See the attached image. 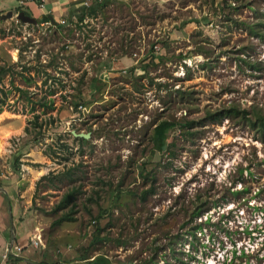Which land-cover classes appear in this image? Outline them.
<instances>
[{"label": "rangeland", "instance_id": "obj_1", "mask_svg": "<svg viewBox=\"0 0 264 264\" xmlns=\"http://www.w3.org/2000/svg\"><path fill=\"white\" fill-rule=\"evenodd\" d=\"M103 5L0 20V174L28 209L25 247L40 230L36 263L264 264V132L248 121L264 115V0ZM230 107L251 118L207 117ZM165 120L179 125L159 152Z\"/></svg>", "mask_w": 264, "mask_h": 264}, {"label": "crops", "instance_id": "obj_2", "mask_svg": "<svg viewBox=\"0 0 264 264\" xmlns=\"http://www.w3.org/2000/svg\"><path fill=\"white\" fill-rule=\"evenodd\" d=\"M89 1L91 5L93 0ZM40 4L41 0H0L1 16L12 12V10L18 9L19 11L16 17L20 12H24L32 18L35 17L38 22H40L43 17H47V21L53 24L56 21H60L61 18L71 16L73 10L84 6L82 0H45L44 7H41ZM5 178L3 179L1 176L0 180V264L5 263L8 253L29 264H41L36 262L41 260L40 258L44 248L29 246L30 239L34 237L36 233L29 238L28 246L25 247V240L27 237H21V234H23L22 232H24L23 229L19 231V224L21 223L20 218L22 214L26 215L28 213V209L22 213L16 194L12 189L11 183L8 182L10 179L5 181ZM24 235L27 234L24 233L23 236ZM18 241L24 245H17V243H20ZM18 247L22 249L21 252L17 251ZM38 249L41 251H38ZM33 251L34 253L37 251L39 253L33 254ZM20 254L21 256L19 257ZM34 256H38V260L32 259Z\"/></svg>", "mask_w": 264, "mask_h": 264}, {"label": "trees", "instance_id": "obj_3", "mask_svg": "<svg viewBox=\"0 0 264 264\" xmlns=\"http://www.w3.org/2000/svg\"><path fill=\"white\" fill-rule=\"evenodd\" d=\"M96 2L92 3L91 5L87 6H81L76 10H73L72 12L78 13V12H82L81 13V17L80 20L83 21L84 18H86V16H94L98 10H100V8H103V4L104 2H106L107 0H103L100 3H98V0H95ZM100 4V5H99ZM19 11V10H18ZM2 13H0L1 15ZM73 16V15H71ZM70 16V17H71ZM48 18L47 17H43L42 20L40 22H49L47 21ZM0 76L5 78L9 75L10 70L6 69L5 67H0ZM3 80V79H2ZM0 79V82L2 81ZM28 82H30L31 80H26ZM11 82V81H10ZM44 84L47 83V79H45L43 81ZM11 85L12 82H11ZM16 90L19 92L20 95L25 96L24 94H26L25 90L21 89V88H17L15 87ZM11 92V90H5V88H1L0 87V114H2L5 110V106L7 105V101L9 99V93ZM52 95H54V93H52ZM26 97V100L30 103H33L34 105H37V102H33L31 97ZM41 101H39V104H41V107L45 108L48 107L47 103H40ZM53 102V101H51ZM76 106H78V104H75ZM33 112H35V109L33 108ZM236 114H240L244 119H248L251 118V115L248 111L244 110V111H240L238 108L236 107H230L229 109H225L221 112H208L207 117L208 119H212V120H220V118L222 116H231V115H236ZM36 118H38L36 116ZM248 121L252 124V126L257 127L259 130H261L262 132H264V115H261L260 113H256L255 112V116L254 119H248ZM179 125V123L176 122H171V121H162L160 122L154 130V135H153V142L155 144L156 149L159 152H163L164 150V146H166L167 144V139H168V133L169 131H171L172 129H175L177 126ZM181 126V125H180ZM78 140L82 141L84 143V138H78ZM75 193L76 191L73 190L72 192L68 193L66 196H64V198L62 199V201L59 203V205L57 206V209L62 210L67 208L69 205L72 204L73 199L75 197ZM73 213H65L64 215H62L59 219H57L56 221H54L53 226H57L63 222H72L74 221V217L72 216ZM199 214V212L197 213ZM8 259L9 260H14V261H18L19 259H17L15 256L13 255H8ZM8 260V261H9ZM8 263V262H7ZM91 264H110V261L108 259H105L104 257H97L94 260H92L90 262ZM43 264V263H41Z\"/></svg>", "mask_w": 264, "mask_h": 264}, {"label": "water", "instance_id": "obj_4", "mask_svg": "<svg viewBox=\"0 0 264 264\" xmlns=\"http://www.w3.org/2000/svg\"><path fill=\"white\" fill-rule=\"evenodd\" d=\"M13 17H14V13L13 12H9L6 15L0 16V20H8V19H11ZM17 19L20 20L21 22L27 23V24L38 22L37 20L33 19L32 17L26 15V13H24V12H20L17 15ZM73 135H74V137H78V138H84V139H89L90 138V135H85V134H82V133L81 134H77L76 132H73Z\"/></svg>", "mask_w": 264, "mask_h": 264}, {"label": "built area", "instance_id": "obj_5", "mask_svg": "<svg viewBox=\"0 0 264 264\" xmlns=\"http://www.w3.org/2000/svg\"><path fill=\"white\" fill-rule=\"evenodd\" d=\"M82 1L84 3V6L88 7L90 5V1L89 0H82ZM44 3H45V0H41L40 6L44 7ZM46 23H50V22H46ZM0 180H1V174H0ZM29 246H32V247H35V248H45L43 235H42L41 231H38V233H36L35 236L30 239ZM21 250L22 249L20 247L17 248L18 252H21ZM8 254L6 255V257L8 256Z\"/></svg>", "mask_w": 264, "mask_h": 264}]
</instances>
